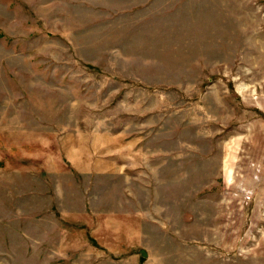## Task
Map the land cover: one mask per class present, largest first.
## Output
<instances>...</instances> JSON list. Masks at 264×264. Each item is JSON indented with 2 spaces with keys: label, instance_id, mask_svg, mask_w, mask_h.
Wrapping results in <instances>:
<instances>
[{
  "label": "rangeland",
  "instance_id": "1",
  "mask_svg": "<svg viewBox=\"0 0 264 264\" xmlns=\"http://www.w3.org/2000/svg\"><path fill=\"white\" fill-rule=\"evenodd\" d=\"M262 165L264 0H0V264H264Z\"/></svg>",
  "mask_w": 264,
  "mask_h": 264
},
{
  "label": "crops",
  "instance_id": "2",
  "mask_svg": "<svg viewBox=\"0 0 264 264\" xmlns=\"http://www.w3.org/2000/svg\"><path fill=\"white\" fill-rule=\"evenodd\" d=\"M250 171V172H249ZM252 170H245V176H248V173H251ZM256 178L254 181L251 182L249 191L251 192V197H250V211H249V215H248V219H247V223H246V227L247 230L245 232V234L247 235V237L250 235V231L251 229H255L258 227V225L260 224V218L263 217L264 218V168L262 165V170H261V176L258 178V174H255ZM258 178V179H257ZM31 240L33 241V238H31ZM36 250L39 251V248H37V246H35ZM35 250L33 247V243H32V247H31V256H34L35 254ZM48 253V252H47ZM46 253V255H47ZM49 254H51V251L49 252ZM87 254L89 255H94L96 253H94L93 251H87Z\"/></svg>",
  "mask_w": 264,
  "mask_h": 264
},
{
  "label": "water",
  "instance_id": "3",
  "mask_svg": "<svg viewBox=\"0 0 264 264\" xmlns=\"http://www.w3.org/2000/svg\"><path fill=\"white\" fill-rule=\"evenodd\" d=\"M139 255H140L141 257H143V258H146V257H147V252L144 251V250H140V251H139Z\"/></svg>",
  "mask_w": 264,
  "mask_h": 264
}]
</instances>
